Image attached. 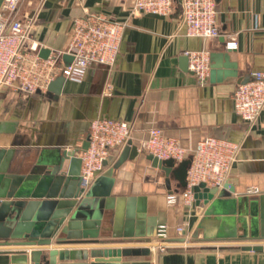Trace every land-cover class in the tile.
<instances>
[{
    "label": "crops",
    "instance_id": "obj_1",
    "mask_svg": "<svg viewBox=\"0 0 264 264\" xmlns=\"http://www.w3.org/2000/svg\"><path fill=\"white\" fill-rule=\"evenodd\" d=\"M215 7L221 35L202 39L178 33V0L167 16L130 14V0H21L18 17L34 19L33 38L53 54L67 48L71 21L85 11L128 22L113 66L94 64L82 81L65 79L59 95L48 89L31 96L0 89V171L42 177L45 168L63 158V151L74 152L53 173L47 193L54 191L58 176L63 180L54 192L79 193L80 155L93 119H120L131 127L129 140L111 150L103 170L78 194L77 203L89 192L99 193L104 207L98 224L83 218L69 235L56 233L47 247L67 257L56 256V264L91 262L83 257L92 246L149 251L122 258L127 264H264V250L244 248L264 245V237L251 236L252 221L258 235L264 230V111L254 123H247L234 112L232 101L239 83L253 71H264V0H215ZM227 35L235 36V50L225 49ZM200 49L209 52L211 61L204 85L181 61L186 52ZM153 128L191 150L206 136L240 142L227 180L233 191L222 186L225 195H215L208 203L195 199L191 206L181 201L167 205L166 194L184 188L173 176L167 183L165 172L152 166L148 154H132V146L137 148ZM32 181L29 195L38 190V181ZM253 186L259 193L247 194ZM87 207L81 214L92 212ZM241 215L247 221V237L240 230ZM159 224L167 225L170 241L185 239L186 244L162 253L150 251L147 242L155 239ZM178 226L185 229L183 237L176 236ZM84 233L80 240L56 243ZM5 240L10 238L0 236V243ZM22 248L0 245V264H30L17 260Z\"/></svg>",
    "mask_w": 264,
    "mask_h": 264
},
{
    "label": "built area",
    "instance_id": "obj_2",
    "mask_svg": "<svg viewBox=\"0 0 264 264\" xmlns=\"http://www.w3.org/2000/svg\"><path fill=\"white\" fill-rule=\"evenodd\" d=\"M176 0H130V14H153L167 16ZM21 0H2L0 3V89L11 88L25 96L47 91L48 85L59 75L75 82L83 80L88 69L94 65L111 67L115 63L126 20H116L100 11H85L71 21V36L67 48L58 54L39 56L41 46L33 38L34 19L18 17ZM180 18L177 31L191 38H215L221 35L216 24L215 0H178ZM237 40L227 35L226 50H235ZM72 57L65 65L62 55ZM188 69L200 85L210 75V54L205 49L186 52ZM234 112L245 122L254 123L264 111V71H253L249 78L239 83L232 97ZM130 125L123 120L98 117L89 125L88 147L82 151L80 177L83 186H89L103 170L110 152L124 145L130 138ZM241 144L238 141L206 136L198 141L194 150L184 148L177 138L162 134L153 128L149 136L140 142L138 152L152 155L160 160L172 159L179 163L189 158L186 185L179 192L166 194L167 205L181 201L185 206L194 202L193 188L203 183L208 188H221L227 182L233 164L237 161ZM249 195L259 190L249 187ZM185 229L176 227V236L183 237ZM182 241H170L168 227L159 224L155 239L148 241L152 252L185 245Z\"/></svg>",
    "mask_w": 264,
    "mask_h": 264
},
{
    "label": "water",
    "instance_id": "obj_3",
    "mask_svg": "<svg viewBox=\"0 0 264 264\" xmlns=\"http://www.w3.org/2000/svg\"><path fill=\"white\" fill-rule=\"evenodd\" d=\"M1 1L2 0H0V3ZM49 53L50 51L48 49H40L39 56L46 58ZM62 60L65 65H68L72 57L64 54L62 55ZM181 61L182 67H186L188 63L187 56L184 55ZM64 81L65 77L63 75L57 76L48 85V91L54 93L56 96L59 95ZM87 147L88 140L83 144L82 149L85 150ZM136 152V146H132V154L135 155ZM73 154V151H63V158H60L59 162L47 167V169L45 168V173L42 177H23L16 174H5L4 171H0V236L6 239L10 238V241L5 240V242H1L0 245L23 247L18 250L21 254L18 255L17 260L25 261V263L29 262L30 264H56V256H58L60 260H66L67 257L65 253H58L54 248L47 247L51 244L52 237L56 233L69 235L68 231L79 225L77 222L79 219L85 218L88 220H95L92 223L98 224L101 211L104 207V201L99 198L100 195L98 192H89L81 202L77 203L78 194L81 195L85 191L82 180H80L82 187L76 196L64 192H54L60 184V181L63 180L62 176H58L56 179L54 191L46 192L51 183L50 181L54 177L52 176L53 173L60 169L64 159ZM147 159L151 161L153 167L165 172V181L167 183L169 182L170 176H173L177 181L178 187H185L186 172L190 163L189 158L179 163H175L172 159L160 160L152 155H148ZM32 179H35V182L38 181V190L36 194L29 195L26 191L32 189L34 182ZM226 188L233 191L230 184L227 182L223 185V189ZM193 192L197 202L200 199H204L205 203L213 200L215 195L219 197L225 195L220 188H208L203 183L195 186ZM28 198L35 200L25 202L24 200ZM86 205L92 212L81 214V210L84 209ZM74 207L76 210L70 214L69 220H66V217ZM243 215L239 218L241 224L240 230H242L244 236L247 237V221ZM148 222H150V220H148ZM256 228L255 221H252L251 236L264 237V230L258 235V230ZM83 235H85V233L76 238L67 237V240L57 239L56 243L60 244L67 241L80 240L82 237L85 238ZM87 241L89 242V240ZM244 248L249 250H264V245L245 246ZM43 250H48V255L43 254ZM148 253L149 251L147 249L140 250L129 246H92L84 253L83 259L85 261L89 258L92 259L91 262H87L86 264H127L126 262H122V258L139 254L146 255Z\"/></svg>",
    "mask_w": 264,
    "mask_h": 264
}]
</instances>
